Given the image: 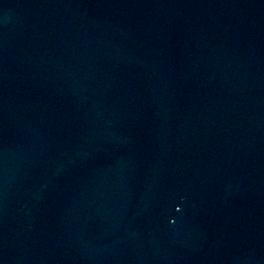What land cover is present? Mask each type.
Listing matches in <instances>:
<instances>
[{
    "label": "water",
    "instance_id": "obj_1",
    "mask_svg": "<svg viewBox=\"0 0 264 264\" xmlns=\"http://www.w3.org/2000/svg\"><path fill=\"white\" fill-rule=\"evenodd\" d=\"M0 264H264V0H0Z\"/></svg>",
    "mask_w": 264,
    "mask_h": 264
}]
</instances>
